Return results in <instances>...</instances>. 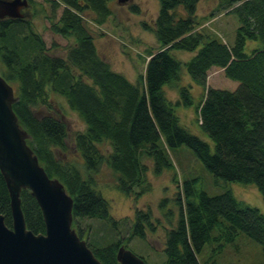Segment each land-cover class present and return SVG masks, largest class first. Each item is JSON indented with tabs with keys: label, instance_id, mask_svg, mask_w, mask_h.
Returning a JSON list of instances; mask_svg holds the SVG:
<instances>
[{
	"label": "trees",
	"instance_id": "16d2710c",
	"mask_svg": "<svg viewBox=\"0 0 264 264\" xmlns=\"http://www.w3.org/2000/svg\"><path fill=\"white\" fill-rule=\"evenodd\" d=\"M111 1L49 0L50 32L74 39L65 56L50 55L39 33H25L31 26L26 19H0V74L14 87L12 107L43 169L72 197L73 228L103 264H119L117 248L123 242L99 244L89 228L86 235L81 230L86 219L117 224L95 188L94 174L101 165L115 174L120 192L139 198L151 190L149 171H174L171 152L186 147L217 180L255 185L264 200V0L224 1L239 21L232 45L204 26L197 14L200 0H158L154 25L144 24L155 34L158 48L147 49L146 69L136 82L99 55L86 30L85 14L91 13L93 22L101 25L112 15ZM178 51L192 57L182 61L175 55ZM213 68L238 82L236 89L208 86ZM183 69L190 85L179 83ZM173 84L179 94L176 102L165 93ZM193 84L203 89L201 97L193 94ZM51 94L60 96L84 123L74 143L85 171L57 157L68 151L69 132ZM179 106L195 110L196 123L212 144L183 125ZM174 180L179 185L178 216L166 235L164 264H216L200 261L205 244L216 243L219 252L240 233L258 242L264 257L263 212L231 189L211 195L199 187L197 177ZM7 191L0 171V214L12 227ZM35 200L29 190H22L28 230L44 233ZM134 217L130 236L144 240L147 229L155 230L152 213L138 210Z\"/></svg>",
	"mask_w": 264,
	"mask_h": 264
},
{
	"label": "rangeland",
	"instance_id": "374dc122",
	"mask_svg": "<svg viewBox=\"0 0 264 264\" xmlns=\"http://www.w3.org/2000/svg\"><path fill=\"white\" fill-rule=\"evenodd\" d=\"M32 6L24 11L25 18L31 22V30L39 33L50 55L65 56L68 46L74 44V39L63 38L50 32L51 5L49 0H31ZM225 0H200L198 2L197 14L202 19L204 26L211 28L214 32L223 37L232 45L235 41L236 29L239 26L238 17L224 5ZM112 15L101 25L92 20L91 13H86V30L91 34L99 55L111 67L118 72L125 74L132 82H136L138 76L144 74L147 63V49L158 48L155 34L144 27V24L153 26L159 12L158 0H131L126 5L118 4L117 0L109 3ZM60 12V10H59ZM58 12V13H59ZM181 13H183L180 10ZM175 55L182 61L190 59L191 53L178 51ZM0 61V69L2 66ZM223 69L213 68L210 70L207 85L215 88L228 90L236 89L238 82L224 76ZM180 84L190 85L192 82L185 69L182 70ZM175 84L165 87L167 97L176 102L179 98ZM192 92L195 97H201L203 89L193 84ZM55 109L63 113V119L68 128V151L60 154L59 159L72 162L84 170L83 159L75 147L74 135L84 129L83 121L64 105V100L58 95L51 94ZM194 108V107H193ZM177 114L183 123L192 132L202 136L212 144L200 130L196 123V112L194 109L179 106ZM172 162L175 164V173L165 170L161 174H154V169L148 173L151 183V190L139 198L126 195L117 188V178L112 170L101 165L95 173L96 190L101 193L109 204L111 218L116 221V226L108 221L97 219H86L81 222V230L86 235L89 228L90 237L99 244H107L120 239L123 245L130 249L137 256L144 258L147 264H164L166 254L164 252L167 232L172 228L171 222H176L178 207L175 198L179 185L174 178L188 179L199 178V187L211 195L221 193L225 189H231L234 195L250 205L258 208L264 213V200L252 184L228 182L216 179L194 153L186 147H180L171 152ZM138 210L152 213L155 230L147 229L145 239L131 237V228L134 225L135 215ZM216 243L205 244L202 252L198 255L201 262L215 260L216 264H264V257L261 245L240 233L233 243L225 245L223 250L217 251Z\"/></svg>",
	"mask_w": 264,
	"mask_h": 264
},
{
	"label": "water",
	"instance_id": "95a60500",
	"mask_svg": "<svg viewBox=\"0 0 264 264\" xmlns=\"http://www.w3.org/2000/svg\"><path fill=\"white\" fill-rule=\"evenodd\" d=\"M131 0H117L126 5ZM28 0H0V19H23ZM13 86L0 74V171L10 196L12 227L0 214V264H103L73 228L74 201L57 178L50 177L28 144L30 135L22 128L13 109ZM29 190L42 212L45 231L28 230L22 212L21 193ZM119 264H147L121 245Z\"/></svg>",
	"mask_w": 264,
	"mask_h": 264
}]
</instances>
